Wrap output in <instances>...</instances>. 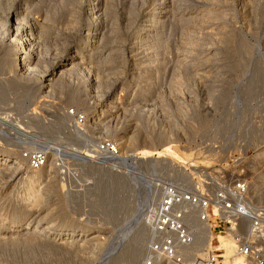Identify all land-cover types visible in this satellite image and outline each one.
I'll use <instances>...</instances> for the list:
<instances>
[{"label":"rangeland","instance_id":"374dc122","mask_svg":"<svg viewBox=\"0 0 264 264\" xmlns=\"http://www.w3.org/2000/svg\"><path fill=\"white\" fill-rule=\"evenodd\" d=\"M45 1L7 0L0 15L3 21L8 9L21 8L20 11H30L29 18L45 27L46 34L39 44L43 55H39L41 69L42 64L43 68L51 64L57 54H66L70 47L83 44L86 36L83 32L72 33L71 27L75 23L76 27L87 25L90 14L75 0ZM110 4L119 30L111 44L104 48L102 42L101 46L103 50L112 46L114 53L112 49L109 52L114 55L108 50L95 53L100 63L95 59L88 65L98 63L91 73H98V85L95 84L103 90L100 93L111 83L116 89L100 104L95 101L102 117L98 124L85 119L79 125L94 138L89 146L81 134L79 141L67 138L68 127L58 131L50 128L60 115L66 124L73 122L68 109L81 113L86 110L90 84L85 79L86 70H81L85 68L77 67L71 75L68 73L71 77L64 76L62 93L53 92L46 97L38 90V79L20 78L34 86L27 98L23 88L14 82V77H19V62L8 43H0V57L7 56L0 66V140L5 148L11 147L12 155L24 157L21 167L11 175L0 172V236L6 227L16 229L30 219H40V224L50 223L63 231L81 227L88 232L99 230L106 241L100 240L103 243L99 244L88 238L90 234L64 248L46 243L41 234L33 240L24 237L18 243L0 241V264H145L148 242L139 253H121L145 224L142 216L138 223L131 219L134 207L142 201L156 174L188 161L244 174L249 182L264 170V0H110ZM160 4L164 8L161 22L152 24L137 44L136 36L147 23L148 12ZM89 5H95L94 0H89ZM129 17L133 24L124 28ZM108 20L112 21V17ZM108 20L105 23L109 26ZM158 32L162 42L157 45ZM258 67L262 68L259 70L263 77L256 81ZM34 90L39 92L35 94ZM165 131L169 140L167 136L161 138ZM134 135L135 144H123ZM3 136L8 140H3ZM34 136L44 138L62 152L55 154L38 146L31 141ZM147 137L151 142L146 144L143 141ZM96 138L111 140L125 154L122 158L96 159L91 163L85 155L95 149ZM167 145L181 157L174 156L173 151L163 154L162 169L155 172L149 162ZM37 148L47 152L46 162L42 168L31 169L24 154ZM144 148L154 152L152 159L141 152ZM263 184L262 189L258 186L259 194L253 195L250 190L254 201L259 196V202H264ZM27 187H39L45 197L41 203L26 198ZM29 231L21 233L29 235Z\"/></svg>","mask_w":264,"mask_h":264},{"label":"bare ground","instance_id":"6f19581e","mask_svg":"<svg viewBox=\"0 0 264 264\" xmlns=\"http://www.w3.org/2000/svg\"><path fill=\"white\" fill-rule=\"evenodd\" d=\"M9 1V0H8ZM45 1V0H44ZM89 0H75V2L77 3L78 7H82V6H85L87 7V10L88 12H90V14H88V23L87 25L83 26H78L76 27V23L73 24V26L75 27H71V29L73 30L74 29V32L72 33H79V32H83V36H86V38L84 37V42L83 44L81 45H76V46H72L70 47V49L68 50V52L66 54H63L62 55H59L57 54L58 56L55 57L52 61V63L48 64V65H44V68H43V64H42V69L39 68L41 66H39V57L40 56H43V55H40V38H43V36L46 34V29L43 25H41V23L39 24L37 22V20H35V18H29V15L31 14L30 11L27 12V11H20L19 8H14L12 9H8V13L5 14L7 15L5 20L3 19V21L0 19V43H3V42H7L8 43V46L12 49L13 51V54H14V57H15V60H18L19 62V70L20 72H18V75L19 77H14V82H15V85L17 86H20V88L23 90L24 93H26V96L31 92V88H34L31 87V85H29L26 81H21L19 80L20 78L22 77H26V78H34V79H38L39 80V87L40 89H38L41 93H44L43 95L46 97V96H50V95H54V93L56 92H60L62 93L61 91L63 90L62 88V81H63V78L64 76L72 71V70H75L77 67H80L82 66L83 68L85 69H81V70H86V80H88L89 84H90V87H89V96L90 98L87 100V103H86V110H84L82 112V114L85 116V119L86 121L88 122H93V124L96 122H98L99 119H101V115L99 114V106H98V103L100 104L102 101L105 100V98L108 96L110 97L112 94H114V89L113 88V83L110 84L109 88H107V90H105L103 93H100V87L98 88V79L96 76L98 73L95 74L94 72V75L91 73V70H92V67L95 66L94 68H96L97 64L96 65H88L89 62H93L97 57L95 56L96 54L95 53H98V52H104V51H113V48L112 46L108 47L106 50H103L102 46H101V43L103 44V47H107L106 44H111L110 42L112 41V39H114L115 37H117V33H118V30H119V23L117 22V20L115 19V16L113 15V11L111 10V4H110V0H94V4L95 5H89L87 6V3H88ZM7 2V0H0V15L2 16L3 14H1V12H3L4 10V5L5 3ZM46 2V1H45ZM64 3V2H63ZM161 3V2H160ZM29 4V3H28ZM129 4V3H128ZM34 5V4H32ZM46 5V4H45ZM68 5V3H67ZM161 5V4H160ZM163 5V4H162ZM162 5L159 6L158 5V8H151V10L148 12V21L147 23H145L140 31V35L138 34L136 36V43L138 44L139 41H141L143 38H144V35L145 32L150 28V26L152 24H155V22H157L158 20L160 21V16H161V12H162ZM21 6V5H20ZM7 7V6H6ZM5 7V8H6ZM18 7V6H17ZM23 7V6H22ZM73 7V6H72ZM76 9V7H74ZM115 8V7H114ZM130 8V7H129ZM25 9V8H23ZM28 9V8H27ZM54 9V8H53ZM154 9H157V10H154ZM167 9V8H166ZM26 10V9H25ZM55 10V9H54ZM77 10V9H76ZM79 10V9H78ZM164 10V8H163ZM112 11V12H111ZM75 12V11H74ZM134 12V11H133ZM165 12V11H163ZM66 13V12H65ZM78 13V11H77ZM166 13V12H165ZM74 15V14H72ZM78 15V14H77ZM80 15V14H79ZM130 14H128L129 16ZM75 16V15H74ZM112 17V21H109L108 20V17ZM67 17V16H66ZM77 17V16H76ZM126 17V16H125ZM132 17V16H130ZM129 19L127 20L126 19V24L124 25V28H131L130 27V24L132 22V19ZM3 18V17H2ZM70 18V17H69ZM117 18V17H116ZM164 18V17H163ZM114 19V20H113ZM77 20V18H76ZM108 20L107 24H109V22H111L108 25H106V21ZM162 20V19H161ZM161 22V21H160ZM159 22V23H160ZM73 23V22H72ZM104 23V24H103ZM131 24V25H132ZM105 25L104 29L106 30L107 29V26H108V30H106L104 32V29H103V26ZM154 26V25H153ZM152 27V26H151ZM156 27V26H155ZM227 27V26H226ZM153 29V28H152ZM155 29V28H154ZM131 30V29H130ZM129 31V30H127ZM148 32V31H147ZM146 32V33H147ZM162 33V32H161ZM79 35V34H78ZM91 35V36H90ZM147 37V36H146ZM145 37V38H146ZM149 37V36H148ZM135 38V37H134ZM123 39V38H122ZM133 40V39H132ZM121 41V40H120ZM119 41V42H120ZM124 41V39L122 40ZM133 40V42H135ZM162 40H161V37H160V33H156V43L158 45V43H161ZM105 44V46H104ZM142 44V43H141ZM144 44V43H143ZM143 44L141 45V47L143 46ZM147 44V42H146ZM134 45V44H132ZM136 45V44H135ZM39 46V47H38ZM140 46V45H139ZM156 47V46H155ZM102 48V49H101ZM135 48V47H134ZM132 48V49H134ZM149 49V48H148ZM65 50V48L63 49ZM136 50V49H135ZM140 50V49H139ZM146 50V49H145ZM43 51V49H42ZM111 51V52H112ZM64 52V51H63ZM137 52V51H136ZM143 52V51H142ZM43 53V52H42ZM61 53V52H60ZM110 53V52H109ZM114 53V51H113ZM117 53V52H116ZM111 54V53H110ZM40 55V56H39ZM101 55H103L101 53ZM100 54H98V57L101 56ZM106 55V53H105ZM104 55V56H105ZM109 54H107L106 56H108ZM112 56L114 54H111ZM103 56V58H104ZM117 57V56H116ZM115 57V58H116ZM43 58L41 57V60ZM99 59V58H98ZM98 59H96L97 61L95 62H99ZM7 60V56H1L0 57V66H2V64H4ZM100 60V59H99ZM109 60V58H108ZM112 60V58H111ZM110 61V60H109ZM108 62V61H107ZM155 62V61H154ZM43 63V62H42ZM100 63V62H99ZM255 65V64H254ZM259 65V64H258ZM98 67H101V66H98ZM261 68V67H260ZM259 67L257 68V74L255 75V80L257 81V79H261V77H263L262 73L260 72V69ZM103 69V68H102ZM113 69V68H112ZM262 69V68H261ZM80 70V71H81ZM100 70V69H98ZM117 71V70H116ZM83 72V73H84ZM97 72V71H96ZM102 72V71H100ZM74 73V72H73ZM68 74V75H69ZM118 74V73H117ZM71 75V74H70ZM69 75V76H70ZM100 75V74H99ZM119 75V74H118ZM71 77V76H70ZM257 78V79H256ZM67 79V78H66ZM71 79V78H70ZM262 80V79H261ZM37 82V81H36ZM264 82V81H263ZM31 83H34V82H31ZM97 83V85L95 84ZM36 84V83H34ZM1 86V85H0ZM14 86V84H13ZM14 88V87H13ZM102 88V87H101ZM11 89V88H10ZM36 89H37V86H36ZM104 89V88H103ZM112 89V91H111ZM0 90H3L0 88ZM8 90V88H7ZM100 90V91H99ZM6 91V90H5ZM4 91V92H5ZM35 91V94H36V91L37 90H34ZM37 91V92H39ZM103 91V90H102ZM2 92V91H1ZM8 92V91H7ZM22 92V93H23ZM54 92V93H53ZM6 93V92H5ZM5 93H3L5 95ZM59 93V94H60ZM110 93V94H109ZM2 95V94H1ZM0 95V96H1ZM3 95V96H4ZM61 95V94H60ZM23 96V95H22ZM25 96V95H24ZM23 96V97H24ZM31 96V95H30ZM74 97V96H72ZM80 97V96H79ZM5 98V96H4ZM3 98V100H4ZM28 98V96H27ZM32 98V97H31ZM2 99V98H0ZM98 100V103H96L95 101ZM2 101V100H0ZM23 102V101H22ZM103 105V104H102ZM68 115V113H67ZM69 117V116H68ZM104 118V117H103ZM39 121V120H38ZM98 124V123H97ZM64 127H68L69 130L67 131L66 130V137L69 138V139H76L77 141L80 140V134L84 137H86V142H90V141H93V136H89L88 134H86L83 130L84 129H81L80 127H78L74 122L72 123H68L66 124V121H65V117L61 115L59 116L58 120L52 124V126H50V128L52 130H60ZM81 126V125H80ZM48 127V126H47ZM49 130V129H48ZM104 130L107 132V128L104 127ZM234 131V130H233ZM18 132V131H17ZM46 132V131H45ZM62 132V131H61ZM64 132V131H63ZM60 133V132H59ZM105 133V132H104ZM164 135H161L162 137L161 138H165L164 136H167L166 138L169 140V134L168 132H163ZM172 133V132H171ZM7 134V133H6ZM9 134V133H8ZM27 134V133H26ZM50 134V133H49ZM10 135V134H9ZM18 135V134H17ZM56 135V134H55ZM105 135V134H104ZM25 136V135H24ZM42 136V135H41ZM136 136L137 135H134V136H130V138H128L126 141L123 142V144L127 145L130 143L132 144H135V142H132V141H135L136 139ZM4 137V136H3ZM11 137V136H10ZM36 137V136H34ZM45 137V136H44ZM60 137V136H59ZM171 137V136H170ZM12 138V137H11ZM31 138V137H30ZM64 138V137H63ZM82 138V139H83ZM19 139V138H18ZM60 139V138H59ZM147 139L149 140H144L143 142L146 143V142H151L150 139L147 137ZM3 140H8V139H5V137L3 138ZM13 140V138H12ZM17 140V139H16ZM84 140V139H83ZM82 140V142H84ZM32 142L38 144V146L44 148L45 150L46 149H49L51 150L52 152L54 151L55 154L56 153H60L62 152L61 150H58V148L55 150V148L51 147V145L49 144L48 141H46L44 138H41V137H36V138H33L31 140ZM71 141V140H70ZM10 142V141H9ZM75 142V141H74ZM81 142V141H80ZM85 142V143H86ZM11 143V142H10ZM13 143V141H12ZM84 144V143H83ZM93 144V142H92ZM129 144V145H130ZM147 144V143H146ZM4 144L2 143V141L0 140V149H3L2 151H0V172L1 173H5L6 174L9 172L10 175H11V172L14 171V170H17L19 169L21 166V161L24 159V157L21 155H12V151L10 150L11 147L9 148H5L3 146ZM90 144L88 143V146ZM94 145V144H93ZM150 145V144H149ZM8 146V144H7ZM6 146V147H7ZM131 146V145H130ZM135 147V146H134ZM148 147V146H147ZM95 148V147H94ZM150 148V147H148ZM9 149V150H8ZM13 149V148H12ZM61 149V148H60ZM88 149H91V148H88ZM115 149L117 150L118 154H119V158H122V154H125L123 152V150H119L118 146L115 145ZM86 150V149H85ZM122 153H121V152ZM169 151H173V154L174 156L176 157H181L180 153L177 152L176 150H174L172 148L171 145H167L165 146L162 150L158 151V157H154V159H152V156L154 154V152L151 150V149H145L143 151H141L145 157H150L149 159H152L150 160L151 162H149L150 164V167L156 172V171H161V157L163 154H166L167 152ZM19 152V151H18ZM86 152V151H85ZM84 152V153H85ZM96 149H92V150H89L87 151V154L85 155V158L89 159L90 161H92L91 163H93L94 161V157L96 156ZM121 153V154H120ZM172 153V152H171ZM186 154V153H185ZM80 155V154H78ZM55 156V155H54ZM65 156V155H64ZM189 156V155H188ZM78 157V156H77ZM116 158V157H115ZM144 158V157H143ZM88 160V161H89ZM100 160V159H99ZM163 161V160H162ZM87 162V161H86ZM85 162V163H86ZM96 162V161H95ZM98 162V161H97ZM186 163V162H185ZM50 164V162H49ZM45 165V164H44ZM43 165V166H44ZM98 165V164H97ZM42 166V167H43ZM50 166V165H49ZM52 166V165H51ZM40 167V168H42ZM39 169V168H38ZM48 172V170H46ZM8 173V174H9ZM107 174V173H106ZM40 175V174H38ZM23 176V175H22ZM8 177V176H7ZM43 178L42 175L39 176V178ZM40 178V179H41ZM18 179V178H17ZM120 179V178H119ZM146 180V179H145ZM15 181V180H14ZM39 181V180H38ZM16 182V181H15ZM152 183V182H151ZM150 184V188L149 190H147L145 193V196L142 197V201H139V203H137V208L135 209L134 207V210H135V213L132 215V223H138L141 218V210L142 208H145L144 206H148V205H151L157 198L158 196V189L156 187H154V183ZM264 183V170L262 172L259 173V175L255 178L254 181L250 182V190L252 192V194L254 195L255 193L254 192H258L257 189L261 188L262 184ZM40 184V183H39ZM119 184V183H118ZM41 185V184H40ZM264 185V184H263ZM147 186V185H146ZM258 186H260L258 188ZM123 187V186H122ZM111 188V187H110ZM146 188V187H145ZM262 189V188H261ZM261 192V190H260ZM263 192V191H262ZM251 194V193H250ZM251 194V195H252ZM256 194H259L256 193ZM263 194V193H262ZM264 195V194H263ZM137 196V195H136ZM256 196V195H255ZM42 193L41 191L39 190V187L38 188H33V187H27L26 189V198H34V201L35 203H38V202H42ZM45 197H43L44 199ZM124 198V196H123ZM123 198H122V201H123ZM261 199V198H260ZM114 200V199H113ZM255 200H257V202H259V196H258V199L255 198ZM263 199H261L260 201H262ZM134 201V200H133ZM34 203V204H35ZM116 203V202H115ZM121 203V200L120 202ZM120 205V204H119ZM118 205V207H119ZM31 206V205H30ZM35 206V205H34ZM115 210V209H114ZM144 213V212H143ZM95 215V214H94ZM114 215V214H113ZM112 216V215H111ZM113 218V217H112ZM40 220V219H39ZM39 220L36 222V220H33V219H30L28 220L24 225H22L21 227L17 226L16 229L14 228H10V227H6V232H4V234L2 236H0V241H13V242H20L22 238L26 237L27 238H31L33 240V237L36 235V234H41L44 236V238L40 236V238L45 241L46 243L49 242V244L53 243V245L57 246V247H62L64 245H68L70 242L73 241V243L77 242L75 240H84L86 235H89L88 238L90 239H94L93 241H97V243L101 244L103 243V241H106V240H103L104 238L102 233L98 230V231H92V232H88L86 228L84 227H81L80 229H78L77 231L76 230H69V231H63L62 229H56L55 226L53 227L52 225L49 224H40L39 223ZM109 220V219H108ZM112 220V219H111ZM41 221V220H40ZM130 221V220H129ZM141 222V221H140ZM127 223V222H126ZM109 224V223H108ZM144 224V222H143ZM127 225V224H126ZM129 226V224H128ZM131 226V225H130ZM3 227V226H2ZM12 227V226H11ZM15 227V225H14ZM124 227V226H123ZM127 227V226H126ZM126 227L123 229L126 231ZM4 228V227H3ZM117 228V227H116ZM139 228V227H138ZM27 230H30V234L29 235H24L23 233L26 232ZM129 230V229H128ZM136 230V229H135ZM134 230V231H135ZM21 231H23V233H21ZM76 231V232H75ZM117 231V230H116ZM115 231V232H116ZM14 232V233H12ZM118 232V231H117ZM207 232V231H206ZM121 233V232H120ZM123 233V231H122ZM126 233V232H124ZM123 233V234H124ZM26 234V233H25ZM1 235V234H0ZM207 235V241L210 243L211 242V245L214 244L215 242H217V244H224L223 247L225 248V255L227 256H230L229 259H230V262H232L233 264H237V262L239 261V256L234 252V244H233V240L231 239L230 236L228 235H222V233H218L216 236H214L213 234H211L209 231L206 233ZM39 236V235H37ZM85 236V237H84ZM39 238V239H40ZM102 238V239H101ZM129 238V237H128ZM132 241L129 243L128 241V246L126 247L125 250H123L124 252H122L121 254L123 253H129L131 254L132 252H141V249L143 250V247L146 246V242L149 241L150 239V232H149V229L146 225V223L144 225H142L139 230H138V233L132 237ZM203 232H202V238L198 240V245L195 249L196 252H198L199 254L202 253L203 251ZM87 239V238H86ZM32 240H26L27 243H32ZM51 240V241H50ZM100 240H103L102 242ZM148 240V241H147ZM90 241V240H88ZM86 240V242H88ZM95 241V242H96ZM92 242V241H91ZM91 242H90V245H91ZM34 243V242H33ZM89 243V242H88ZM106 243V242H104ZM115 243V242H114ZM80 244V243H79ZM93 244V243H92ZM95 244V243H94ZM52 245V244H51ZM74 245V244H73ZM77 245V244H76ZM112 245V244H111ZM81 246V244L79 245ZM96 246V245H94ZM104 246V245H103ZM66 247V246H64ZM62 247V248H64ZM97 247V246H96ZM113 246H111L112 248ZM114 248V247H113ZM109 250V249H108ZM116 250V248H115ZM114 250V251H115ZM67 252V251H66ZM137 252V253H139ZM121 257V256H120ZM119 257V258H120ZM133 257V256H132ZM118 258V259H119ZM123 258V257H122ZM117 260V258H116ZM123 261V260H122Z\"/></svg>","mask_w":264,"mask_h":264},{"label":"built area","instance_id":"2783aa9c","mask_svg":"<svg viewBox=\"0 0 264 264\" xmlns=\"http://www.w3.org/2000/svg\"><path fill=\"white\" fill-rule=\"evenodd\" d=\"M68 110L80 127L85 116ZM94 143V161L119 157L111 140L96 138ZM24 155L28 166L38 169L45 164L47 152L28 149ZM153 180L158 196L142 215L150 232L145 264H232L223 247L207 241L208 231L231 237L237 264H264V202L253 200L244 174L188 161L173 164ZM202 232L199 254L195 249Z\"/></svg>","mask_w":264,"mask_h":264}]
</instances>
